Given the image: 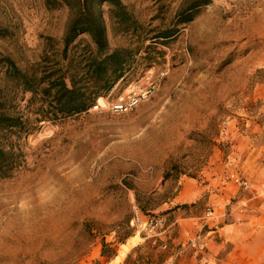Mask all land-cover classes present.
<instances>
[{
	"label": "rangeland",
	"instance_id": "1",
	"mask_svg": "<svg viewBox=\"0 0 264 264\" xmlns=\"http://www.w3.org/2000/svg\"><path fill=\"white\" fill-rule=\"evenodd\" d=\"M120 1L123 10H99L109 47L133 59L97 109L44 119L41 96L0 70L5 113L24 123L0 133V146L19 154L0 179V264H190L206 248L190 240L205 245L217 225L204 224L206 208L225 210L179 194L222 183L242 193L237 161L260 159L264 0ZM193 5L192 20L177 25ZM87 6L97 10L93 0ZM77 14L64 0H0V54L29 76L80 71V55L94 48L89 34L62 53ZM163 68L148 101L129 113L110 110L146 71Z\"/></svg>",
	"mask_w": 264,
	"mask_h": 264
},
{
	"label": "trees",
	"instance_id": "2",
	"mask_svg": "<svg viewBox=\"0 0 264 264\" xmlns=\"http://www.w3.org/2000/svg\"><path fill=\"white\" fill-rule=\"evenodd\" d=\"M71 9L77 8L78 14L68 25L63 37L62 53L65 56L71 44L81 34L87 33L94 45L87 47L79 59L80 71L47 68L39 77L29 76L20 71L7 56L0 54V70L4 79L9 82L13 77L19 80L23 93L41 96L44 119L58 116L66 117L89 111L100 98L107 97L117 83L124 77L126 69L132 61V52L127 48L111 49L107 43L100 5L108 3L112 7L123 10L120 0H93L97 10L93 13L87 6V0H78L76 7L64 0ZM205 4V3H204ZM196 5L187 11L177 14L181 17L176 24H185L192 20L190 13ZM168 34L164 35V38ZM78 66V65H77ZM8 101L6 88L0 87V133H10L13 129H23L24 123L18 116L5 113ZM18 156L12 145L0 146V179L10 177L17 168ZM103 245L102 256L104 255Z\"/></svg>",
	"mask_w": 264,
	"mask_h": 264
},
{
	"label": "crops",
	"instance_id": "3",
	"mask_svg": "<svg viewBox=\"0 0 264 264\" xmlns=\"http://www.w3.org/2000/svg\"><path fill=\"white\" fill-rule=\"evenodd\" d=\"M256 155L260 159L249 161L247 166L240 160L237 164L252 190L261 194L264 192V145ZM227 184L214 188L200 184L192 191L186 188L178 196L184 203L202 199L225 210L216 220L215 230L208 232L211 236L206 237L204 253L200 257L190 254V264L193 260L194 264H264V204L250 200L248 193L238 194L237 189H229Z\"/></svg>",
	"mask_w": 264,
	"mask_h": 264
},
{
	"label": "built area",
	"instance_id": "4",
	"mask_svg": "<svg viewBox=\"0 0 264 264\" xmlns=\"http://www.w3.org/2000/svg\"><path fill=\"white\" fill-rule=\"evenodd\" d=\"M167 74V68H163L157 72L153 70L146 71L139 79L128 86L126 94L119 96L116 100L110 103V110L114 113L120 114L133 111L157 93ZM92 108L97 109V104H95ZM234 183L237 184L242 193L249 194L250 200H260L264 204V192L261 194L254 192L250 183L244 179H240L238 176L234 177ZM218 218L219 215L213 207L206 208L203 216L205 225H208L209 222H214ZM198 239V241L190 240V244L193 248L199 251H204L205 245L202 243L200 236Z\"/></svg>",
	"mask_w": 264,
	"mask_h": 264
},
{
	"label": "bare ground",
	"instance_id": "5",
	"mask_svg": "<svg viewBox=\"0 0 264 264\" xmlns=\"http://www.w3.org/2000/svg\"><path fill=\"white\" fill-rule=\"evenodd\" d=\"M98 103L102 104L103 102H102V100H101V99H98Z\"/></svg>",
	"mask_w": 264,
	"mask_h": 264
}]
</instances>
